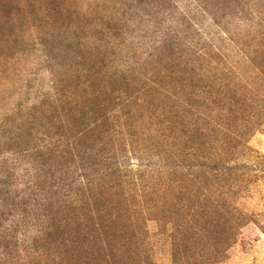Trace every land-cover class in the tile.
<instances>
[{"label": "rangeland", "instance_id": "rangeland-1", "mask_svg": "<svg viewBox=\"0 0 264 264\" xmlns=\"http://www.w3.org/2000/svg\"><path fill=\"white\" fill-rule=\"evenodd\" d=\"M125 1L130 2V0H0L1 147L11 146L8 143L17 140L16 137L24 125L33 120L34 113L38 122L43 120L48 123L49 133L54 135L60 125L64 123L75 125L74 120L78 121L76 115L68 119L61 117L63 116L59 114L61 107H74L77 112L88 104L90 107L94 104V107L105 108L106 105L124 99L125 93L121 94L123 90L135 91L133 82L136 79L145 81L148 77H157V71L161 75L159 78L163 82L167 81L169 75L164 74L163 68L157 67L159 63L155 65L156 59H160V54L165 53V43L158 49L161 41L146 37L144 30L136 38L131 28L120 25L131 26L137 23L140 18L135 13L147 21L141 23L143 28H146L147 24L148 29L149 26L158 24L160 28H164L163 30L168 29L169 35L174 34V30H179L182 40L189 31L185 40L192 44L195 42L191 35L201 37L202 43L197 46L198 54L201 55L199 61L205 59V62L201 63L204 68L210 63L220 79L221 74L226 72V64L236 65L240 63L239 60L244 59V55H248L245 43L251 44L248 46L252 49L262 46L258 44V40L264 37V0H202L204 7L208 8L205 12L199 11L201 0H161L166 1L165 5L158 3L160 0H145L143 3L134 0L135 13L131 11L126 16L118 17L117 11L124 7ZM161 8H165V14L160 12ZM190 12L195 21L190 22L187 18L186 15ZM196 13H200V18H196ZM185 17L188 20H184ZM194 25L197 26L192 27ZM114 28L126 31V38L122 32L115 33ZM157 35L155 33L152 37L155 38ZM182 45L190 51L187 52L189 54L187 56L198 57L194 54L197 48L193 50L186 46V43ZM156 48L158 49L156 57L151 56L157 52ZM163 61L164 58L161 62ZM192 64L194 63H184L176 71L180 72L185 68L182 72H187ZM261 79L260 75L246 87L227 89L228 94L241 96L240 103L226 104L237 110L238 118H244L233 127L235 139L228 144L230 148L227 152L223 151L220 158L224 161L235 158L240 166L238 177L228 174L227 182L212 183L213 196L219 203H228L235 215L234 209L239 207L246 216L243 217L242 227L238 231L231 228L233 225L230 222H225V217L217 215L220 218L219 221H215L213 231L206 230L199 236L202 241L208 243L203 247L198 245L192 248L193 231H185L181 235L175 231L180 224L185 225L190 217L186 210L177 213L180 197L183 198L185 195L178 184L176 173L161 167V164L164 159H169L167 156L180 157L176 149L178 147L175 148L171 142L166 153H160L156 149L158 152L150 157L145 153L147 143L146 138H143L148 132L153 133L152 130L155 128L154 133L158 142L166 141L167 145H170V141H178L177 132L174 130L167 132L170 134L169 137L165 136L163 124L161 128L160 122H156L155 115L161 108L159 102L165 106L166 104L169 106L173 101H179L178 105L180 102L183 103L186 96L182 90L188 93L192 100L193 95L189 94L191 88L179 84L182 90L177 89L178 93L176 90L166 102L167 89H162L159 83L158 87H155V83L154 86L150 85L151 89L144 96L134 99L141 103L137 105L133 102L130 111L133 117L130 118L128 114L125 116V123L128 125L126 146L129 147L128 153L131 156L130 169L136 173V176L132 177H139L146 169L156 168L160 169L157 170L160 173L166 171L164 181L171 179V176L175 177V181H168L170 184L168 182L157 184L160 186L157 199L143 197V200L145 198L154 208L157 203H161L163 215L167 209L165 221L148 219L145 227L136 231V235L140 236L141 247L137 248L136 244L134 250L128 249L127 252L119 253L117 264H126V261L133 259L141 261L140 264H185L183 261L187 260L188 264H264V79ZM217 82L220 83L219 80ZM129 87L131 89H128ZM214 91L216 97L218 91L211 89V94ZM199 96L200 103H205L211 98L206 91H201ZM143 104L147 105L142 106ZM119 112L121 113L120 109ZM138 121L144 122L137 128L135 134L133 126ZM78 122L82 124L81 120ZM240 131H244L245 134L240 135ZM225 139L227 138H222ZM233 144L235 147H231ZM6 148L4 146L2 150ZM150 151L152 150L146 152L150 154ZM8 153L11 151H0V162L4 155L11 157ZM6 166L9 165L0 163V197L2 183L9 181L3 174L8 176L13 173L11 171L6 174L9 171H6L9 168ZM17 167L14 176H21L28 167H32V164L20 160ZM169 168L172 166L169 165ZM148 175L147 181L150 179ZM34 181L35 179L31 178V184ZM129 181L126 179L123 187L117 188L118 191L123 189L122 193L125 196L133 192L131 188L134 189L133 183L130 184ZM149 182L153 183L152 180ZM25 183L27 182L21 180L11 183L13 195H18L19 191L26 188ZM140 193L135 192L136 198L133 197L135 202H139L136 207L142 206ZM131 200L130 198L127 203L124 202V206L134 207L135 204H132L134 201ZM47 208L48 201L42 200L38 210L46 211ZM143 214L147 215L148 211ZM198 216L202 220V215ZM237 217L234 219L236 224ZM57 221L60 222V218H57ZM0 222L4 226L8 224L17 226V217L7 221L3 219ZM52 222L56 226L54 219ZM204 222L209 225L207 221ZM187 227L197 228L192 221ZM4 232L0 231V236ZM30 234L29 236L34 239V234ZM228 234L233 238L227 242ZM19 236L20 240L22 236L21 234ZM116 236V239H124L119 237L118 233ZM10 241L9 238H0V264L42 262L37 258L38 255L32 254L34 250H26L23 245L17 248L15 242ZM46 241L49 247L54 248L51 241ZM6 242L10 243L6 245ZM184 253H187V256L182 259ZM99 260L96 262L100 263ZM50 262L51 260L47 259V264Z\"/></svg>", "mask_w": 264, "mask_h": 264}, {"label": "trees", "instance_id": "trees-1", "mask_svg": "<svg viewBox=\"0 0 264 264\" xmlns=\"http://www.w3.org/2000/svg\"><path fill=\"white\" fill-rule=\"evenodd\" d=\"M144 1L140 0L142 3ZM133 2L134 0L125 1L124 7L117 11L118 17L126 16L131 11L135 13L136 7ZM158 3L165 5L166 1L160 0ZM202 3L204 1L201 2L199 11L205 12L208 8ZM164 10L165 8H161L160 12L165 14L166 10ZM135 15L140 18L137 23L124 26L120 24L121 19H119V24L131 28L136 38L144 30L146 37L161 41L158 49L165 43V53L160 54V59H156L155 65L159 63L157 67L163 68L164 74L169 75L170 78L167 81L163 82L157 71V77H148L145 81L136 79L133 82L135 91L123 90L121 94L125 93L124 99L112 105H106L105 108L94 107V104L90 107L88 104L77 112L74 107H61L59 110V114L63 115L61 117L68 119L76 115L77 120H81L82 124L75 120V125L64 123L59 126V130L56 129L57 133L54 135L49 133L48 123L43 120L38 122L37 115L34 113L33 120L24 125L16 137L17 140L8 143L11 146L4 145L7 147L5 150H2L4 146H0L1 152L11 151L8 153L11 157L4 155L0 163L9 165L6 166L9 167L6 174L13 172L8 176L3 174V177L9 179L5 182L9 183L5 185L3 182L1 185L0 221L17 217V226L9 224L4 226L0 222V231H5L0 238H9L10 242H15L17 248L23 245L26 250H34L32 254L38 255L37 258L42 261L39 264H47V259L51 260L50 264H117L119 253L127 252L128 249L134 250L136 244L137 248L141 247L140 236L136 235V231L145 227L148 219L165 221L167 209L163 215L161 203H157L154 208L145 198L148 196L151 199H157L160 188L157 184L174 182L175 177L171 176V179L164 181L163 176L166 171L160 173V169L156 168L146 169V172L141 173L139 177H132L136 176V173L130 169L131 156L128 153L129 147L126 146L128 125L125 123V116L128 114L130 118L133 117L130 111L132 103H137L134 99L144 96L151 89L150 85L154 86L155 83V87H158L159 83L162 89H167L166 102L177 89H180V85L191 88L192 93L190 91L189 94L193 95L191 100L188 93L180 89L186 96L183 103L180 102L178 105L179 101H173L169 106L167 104L165 106L159 102L161 108L156 111V122H160L161 128L163 124L165 136L169 137L170 134L167 132L174 130L177 132L178 141H170V145H167L166 141L158 142L154 133L155 128L152 130L153 133L148 132L147 136L143 137L146 138V151L152 150L150 154L145 151L150 157L158 152L156 149L160 153H166L171 142L175 148L178 147L176 149L180 157L167 156L169 159H164L161 164V167L176 173L178 184L185 195L183 198L180 197L177 213L186 210L191 219L187 220L185 225L180 224L175 231L180 235L185 231H193L194 241L191 245L192 248H196L198 245L203 247L208 244L199 236L206 230L213 231L215 221H219L220 218L217 215L225 217V222H230L234 230L240 231L242 227V219L246 214L238 207L234 209L235 215L228 203H219L213 196L212 183L227 182L228 174L238 177L240 164L236 159L224 161L220 158L223 151L227 152L230 148L228 144L235 139L233 127L244 118H238L237 110L226 104L240 103L241 96L228 94L227 89L237 86L246 87L260 75L264 79V50L260 49H264V37L258 40V44L262 46L254 49L248 46L251 44L243 43L248 55H244V59L239 60L240 63L236 65L226 64V72L221 74L222 79H220L210 63L204 68L201 63L205 62V59L199 61L201 55L198 54L197 46L202 43L201 37L191 35L195 42L192 44L185 40L189 31L182 40L179 30H174V34L169 35L167 34L169 30H163L164 28H160L158 24L149 26V29L147 24V27L143 28L141 23H147V21L140 15L136 13ZM186 16L190 22L195 21L191 12ZM187 18L183 19L188 20ZM196 18H200V13L196 15ZM117 32H122L123 37L126 38V31L115 29V33ZM155 33L158 35L154 38L152 36ZM182 43H186V46L193 50L197 48L194 54L198 57L187 56L189 55L187 52L190 51L183 48ZM158 49L156 48L157 52L151 56L156 57ZM163 58L164 61L161 62ZM189 62L194 64L187 72H182L185 68H182L180 72L176 71L182 64ZM218 80L220 83L217 82ZM236 81H238L237 84ZM211 89L218 91L216 97L215 91L211 94ZM201 91H206L211 97L205 103L199 101ZM139 103L141 102L139 101L137 105ZM144 105L147 104L142 106ZM143 122L138 121L133 126L135 134ZM239 133L245 134L244 131ZM223 137L227 139L222 140ZM234 144L231 147H235ZM130 147L133 148L131 145ZM237 147L238 145L236 149ZM20 160L28 161L32 167H28L21 176H14ZM169 165L172 166L171 169ZM147 175L150 177L149 181L152 180L153 183L146 180ZM31 178L35 179L32 184ZM126 179H129V183H133L132 187H134V189L131 188L133 192L129 196L122 193L123 189L119 191L117 189L123 187ZM17 180L27 183H25L26 188L15 196L11 190V183ZM138 191L141 192L139 197L142 206L136 207L139 202H135L133 197L136 198L135 192ZM143 197H145L144 200ZM130 198L135 206L128 208L124 206V202L127 203ZM227 198L231 201L229 196ZM42 200L48 201L46 211L38 210ZM146 211L148 214H143ZM198 214L202 215V220ZM52 215L53 218H51ZM235 217H237V224L234 222ZM57 218H60V222ZM52 219L55 220L56 226ZM43 220H45L44 223ZM191 221L197 226L196 229L187 227ZM204 221H207L209 225ZM29 233L34 234L35 238L29 236ZM117 233L124 239H116ZM230 238L233 237L228 234L226 241L228 242ZM46 240L51 241L54 248L49 247ZM10 242H6V245ZM100 253L102 255H99ZM29 254H31L30 251ZM185 255L187 256V253H184L181 258L184 259ZM183 262L188 264V260ZM140 263L138 259L126 261V264Z\"/></svg>", "mask_w": 264, "mask_h": 264}]
</instances>
